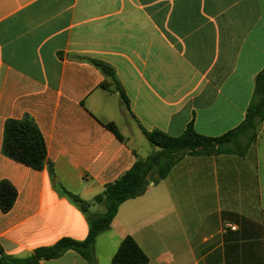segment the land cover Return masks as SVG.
I'll use <instances>...</instances> for the list:
<instances>
[{"label": "crops", "instance_id": "obj_1", "mask_svg": "<svg viewBox=\"0 0 264 264\" xmlns=\"http://www.w3.org/2000/svg\"><path fill=\"white\" fill-rule=\"evenodd\" d=\"M92 60L113 69L128 107ZM263 68L264 0H0V183L17 191L0 210V249L26 257L85 240L86 218L57 184L92 201L152 152L144 131L178 137L192 123L224 135ZM26 117L55 176L4 154L6 122ZM127 236L148 264H264V121L244 157L186 156L124 202L96 264H111ZM40 264L89 263L68 251Z\"/></svg>", "mask_w": 264, "mask_h": 264}, {"label": "trees", "instance_id": "obj_2", "mask_svg": "<svg viewBox=\"0 0 264 264\" xmlns=\"http://www.w3.org/2000/svg\"><path fill=\"white\" fill-rule=\"evenodd\" d=\"M103 74L110 78L120 92L121 99L128 107V99L120 88L114 71L100 61H91ZM264 121V68L255 78V89L242 123L219 137L199 134L192 123L184 133L172 137L155 130L144 131V135L154 147L145 159L138 158L133 167L115 182L108 184L104 191L92 201L82 199L78 194L68 191L57 184L59 192L78 208L85 216L89 231L85 240L62 238L52 246L36 248L26 257H14L0 249V264H40L42 261L62 257L68 251L79 254L89 264H96L95 246L97 238L111 229L120 206L131 199L146 193L152 184L164 180L172 169L186 156L236 155L244 157L256 142ZM106 127L119 139L122 136L113 123ZM3 151L11 159L35 170L48 168L55 176L52 163L48 161L44 137L34 120L26 117L22 120L10 119L5 125ZM17 198V191L9 181L0 183V210L9 212ZM92 206H98L93 210ZM149 260L136 241L127 236L121 242L111 264H148Z\"/></svg>", "mask_w": 264, "mask_h": 264}, {"label": "built area", "instance_id": "obj_3", "mask_svg": "<svg viewBox=\"0 0 264 264\" xmlns=\"http://www.w3.org/2000/svg\"><path fill=\"white\" fill-rule=\"evenodd\" d=\"M236 227L232 226V229H235Z\"/></svg>", "mask_w": 264, "mask_h": 264}, {"label": "water", "instance_id": "obj_4", "mask_svg": "<svg viewBox=\"0 0 264 264\" xmlns=\"http://www.w3.org/2000/svg\"><path fill=\"white\" fill-rule=\"evenodd\" d=\"M55 181H58V178H55Z\"/></svg>", "mask_w": 264, "mask_h": 264}, {"label": "rangeland", "instance_id": "obj_5", "mask_svg": "<svg viewBox=\"0 0 264 264\" xmlns=\"http://www.w3.org/2000/svg\"><path fill=\"white\" fill-rule=\"evenodd\" d=\"M154 148V147H153Z\"/></svg>", "mask_w": 264, "mask_h": 264}]
</instances>
